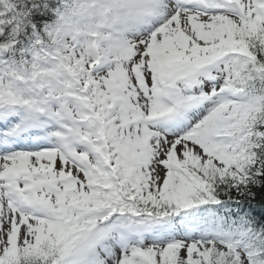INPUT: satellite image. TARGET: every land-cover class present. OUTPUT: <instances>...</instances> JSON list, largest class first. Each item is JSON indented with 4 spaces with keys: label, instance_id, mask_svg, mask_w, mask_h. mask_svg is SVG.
Segmentation results:
<instances>
[{
    "label": "snow or ice",
    "instance_id": "6c2138e0",
    "mask_svg": "<svg viewBox=\"0 0 264 264\" xmlns=\"http://www.w3.org/2000/svg\"><path fill=\"white\" fill-rule=\"evenodd\" d=\"M0 264H264V0H0Z\"/></svg>",
    "mask_w": 264,
    "mask_h": 264
}]
</instances>
